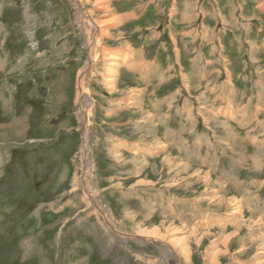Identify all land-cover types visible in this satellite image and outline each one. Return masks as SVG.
Here are the masks:
<instances>
[{
  "label": "rangeland",
  "instance_id": "rangeland-1",
  "mask_svg": "<svg viewBox=\"0 0 264 264\" xmlns=\"http://www.w3.org/2000/svg\"><path fill=\"white\" fill-rule=\"evenodd\" d=\"M102 4L0 0V264H264V0Z\"/></svg>",
  "mask_w": 264,
  "mask_h": 264
},
{
  "label": "bare ground",
  "instance_id": "bare-ground-1",
  "mask_svg": "<svg viewBox=\"0 0 264 264\" xmlns=\"http://www.w3.org/2000/svg\"><path fill=\"white\" fill-rule=\"evenodd\" d=\"M74 9V13H75V20L76 23L79 24L80 28H81V32L84 35V40L86 42V46L88 47V51H89V55H90V59L91 60V65L89 68H91L93 66V62L94 59L97 57L96 54L99 55V53L102 54V52H104L102 50V47L100 46V43L102 41V39L105 37H109L110 34L104 29L106 25L111 24L114 22L113 19H102L100 16H96L91 10H89L86 7V4L88 3V0H86L85 2L83 0H70ZM106 0H94L95 2V7H97L98 9H106L105 4H102V2H104ZM90 6V5H89ZM88 6V7H89ZM121 17H123L126 21L128 20V22L130 21L129 19L131 17H133L132 14L126 13L124 15H122ZM132 21V20H131ZM125 48V47H124ZM99 51V53H98ZM110 54V53H109ZM128 54V53H127ZM131 56V55H130ZM108 59L110 60H115V61H121L124 62L126 60V56L125 54L120 57L117 56H113V54H110L108 56ZM136 59V58H135ZM105 61V60H104ZM135 62V61H134ZM137 62V60H136ZM135 62V64H137ZM107 64V63H105ZM129 64V63H128ZM108 65V64H107ZM117 65H121L119 63H110L109 66L112 67H116ZM88 66V64H87ZM128 66V65H127ZM110 68V67H109ZM132 68V67H131ZM133 69V68H132ZM112 70V69H111ZM117 71V70H116ZM83 72V68L81 70H79L77 76H76V83H77V95H76V100L75 103L78 102V100L80 99V112L83 114L82 116L87 117V114L89 115V113L87 112L86 109V93L84 91V77L85 74L82 75ZM112 74H115L114 70L110 71ZM111 74V75H112ZM115 79V77H114ZM112 79H109V81H111ZM117 80V79H116ZM114 81V80H113ZM105 82V81H104ZM115 82V81H114ZM108 84V83H107ZM106 85V84H105ZM110 85V84H109ZM113 88V87H112ZM111 89V87H110ZM82 103V104H81ZM128 103V102H127ZM84 122V146H83V150H84V155L82 156V161H83V166L81 165V169L83 170V188L85 191V196H88V194H90L91 196L94 197V193L90 191V184H89V177H88V172H87V156H88V149H87V141H86V127H87V122H86V118L83 119ZM86 138V139H85ZM158 147V146H157ZM161 147V146H160ZM83 153V152H82ZM170 161V160H169ZM253 161V160H252ZM171 163V161L169 162ZM167 167V166H166ZM170 167V166H168ZM196 173V172H195ZM78 180V179H77ZM78 181H76V185L77 186ZM145 184V183H144ZM75 188H73L74 190ZM93 206L96 209H99L100 211V207L98 205V202H94ZM236 207V206H235ZM234 208V207H233ZM237 210V209H236ZM233 212V211H232ZM236 212V211H234ZM108 212L103 210V221L106 222V224L108 225L107 227L111 230H114L116 232H119L117 229H115V227L113 226L111 220L108 217ZM229 214V213H228ZM235 224V223H234ZM161 225V224H160ZM154 227V226H153ZM156 227V226H155ZM239 228V227H238ZM159 229V228H158ZM158 229H152L149 231H137L135 233V236H133L132 238L137 241V242H142V240L145 241H152V240H158L160 241L164 247L161 248L159 251L162 255L164 256H169L168 259L170 258L173 264H178V254L177 251L175 250L174 246H173V241L172 239H169L168 235L170 234V231H167L166 233L162 234ZM168 229V228H167ZM147 230V229H146ZM165 232V231H164ZM174 232V231H173ZM178 232V231H177ZM175 233V232H174ZM174 236V235H173ZM192 236V235H191ZM234 236V235H233ZM189 237V236H188ZM171 238V237H170ZM199 240V239H198ZM186 241H188V239L186 238ZM181 242V241H180ZM183 244V243H182ZM227 244V243H226ZM175 245H177L175 243ZM180 246V245H179ZM182 249V247H181ZM189 249V247H188ZM264 249V248H263ZM259 250V249H258ZM261 250V249H260ZM189 254V253H188ZM213 256V254H212ZM167 259V258H166ZM259 261V260H258ZM217 262V261H216ZM261 263V262H260ZM169 264V263H168ZM262 264V263H261Z\"/></svg>",
  "mask_w": 264,
  "mask_h": 264
}]
</instances>
